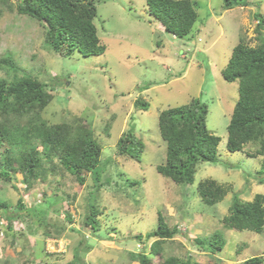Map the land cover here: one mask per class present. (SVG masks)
I'll return each mask as SVG.
<instances>
[{"label": "rangeland", "instance_id": "obj_1", "mask_svg": "<svg viewBox=\"0 0 264 264\" xmlns=\"http://www.w3.org/2000/svg\"><path fill=\"white\" fill-rule=\"evenodd\" d=\"M17 1L11 0L13 6ZM194 1L198 18L189 37L180 39L150 13L146 0H98L94 23L105 52L84 56L76 51L64 57L47 48L37 20L0 0V57L11 55L18 67L0 69V77L26 72L44 81L54 98L43 117L49 123L84 118L103 148L102 186L96 197L100 229L95 233L83 225L88 190L94 184L90 172L84 184L59 172L29 187L19 170L11 171L7 182L0 179V199L17 215L11 231L0 237V264H140L137 254L149 253L155 238L147 234L158 227L159 212L177 233L163 243V256H154L153 264L171 255L202 264L264 258V230L231 229L223 222L234 194L243 200L264 194V173L263 156L248 155L257 144L238 151L227 147L239 82H229L222 74L240 37L252 46L259 43L255 14L264 16V0H243L245 4L230 9L224 0ZM139 97L149 102L147 110L135 107ZM194 97L208 104V128L221 138L218 161L200 162L194 182L176 183L157 170L167 150L159 113ZM131 125L145 143L141 161L117 150L120 136ZM5 158L2 148L0 164L7 169ZM206 178L230 184L232 190L222 201L207 205L198 191ZM59 220L66 228L57 232ZM217 232L225 241L219 252L196 243V238L209 240ZM47 236L61 238L62 246L48 251ZM76 252L80 259L75 262Z\"/></svg>", "mask_w": 264, "mask_h": 264}, {"label": "trees", "instance_id": "obj_2", "mask_svg": "<svg viewBox=\"0 0 264 264\" xmlns=\"http://www.w3.org/2000/svg\"><path fill=\"white\" fill-rule=\"evenodd\" d=\"M146 1L150 13L166 31L180 39L189 37L198 18L194 0ZM1 2L8 9L15 8L19 14L37 20L44 29L45 45L53 52L69 57L76 51L91 56L103 54L106 50L94 23L98 0H18L14 6L11 0ZM240 3L245 4V1L224 0V7L230 9ZM255 16L258 19L256 32L259 43L252 46L240 37L222 74L229 82H239V97L227 127V147L230 151H238L244 150L249 143L257 144L255 153L248 155L263 156L260 172L264 173V16L260 12ZM0 69L17 71L18 67L14 58L5 54L0 57ZM47 87L44 81L26 72L21 75L16 73L11 79L0 77V151L3 148L6 153L4 164L7 167L2 168L0 164V179L7 182L11 179V171L19 170L29 187L37 179H45L48 173L57 175L59 172L84 184L85 173L90 172L94 184L88 190L83 225L95 233L100 229L98 216L101 210L96 197L102 186L103 148L84 118L49 123L43 117V111L54 98ZM134 105L147 110L149 102L139 97ZM208 112V104L201 97L160 111L159 129L167 150L165 162L157 165V170L164 177L176 183H192L200 162L218 161L221 138L208 128ZM144 149L145 143L136 135L134 125L117 142L119 154L138 161H141ZM231 190L230 184L214 178L201 180L198 185L199 194L207 205L222 201ZM20 207L24 208L22 204ZM23 210L28 213L27 209ZM0 212L5 215L0 214V219H8L7 231H11L17 215L10 212L7 202L1 199ZM158 219V227L147 234V237L155 238L149 253L143 251L137 254L140 264H153L156 255L161 258L163 243L177 233L176 228H170L161 212ZM60 222L56 225L57 232L66 228ZM223 222L227 228L261 233L264 230V194L256 193L252 200H243L234 194ZM196 243L215 254L223 249L225 241L217 232L209 240L196 238ZM79 259L76 252L75 262ZM161 264L202 263L171 255L163 257ZM245 264H264V258L254 256Z\"/></svg>", "mask_w": 264, "mask_h": 264}, {"label": "built area", "instance_id": "obj_3", "mask_svg": "<svg viewBox=\"0 0 264 264\" xmlns=\"http://www.w3.org/2000/svg\"><path fill=\"white\" fill-rule=\"evenodd\" d=\"M8 226H9V221L8 219L2 217L0 219V237L5 236V232L8 230ZM62 239L61 238H55V237H51V236H47L46 237V248L48 251H52L53 249H55L56 247H61L62 243H61Z\"/></svg>", "mask_w": 264, "mask_h": 264}]
</instances>
